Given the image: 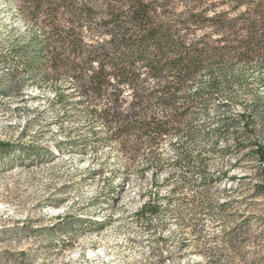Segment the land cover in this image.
Returning <instances> with one entry per match:
<instances>
[{"label": "rangeland", "instance_id": "obj_1", "mask_svg": "<svg viewBox=\"0 0 264 264\" xmlns=\"http://www.w3.org/2000/svg\"><path fill=\"white\" fill-rule=\"evenodd\" d=\"M16 2L0 0V50L28 36ZM2 72L0 143L12 150L0 159V264H264V171L252 150L255 136L264 143V120L246 132L238 117L256 91L264 116L262 67L233 65L228 105L216 106V94L196 119L186 149L202 175L175 163L168 140L165 166L152 174L88 123L72 89L60 106L40 81ZM222 117L237 124L225 129ZM148 199L156 215L140 212Z\"/></svg>", "mask_w": 264, "mask_h": 264}, {"label": "trees", "instance_id": "obj_2", "mask_svg": "<svg viewBox=\"0 0 264 264\" xmlns=\"http://www.w3.org/2000/svg\"><path fill=\"white\" fill-rule=\"evenodd\" d=\"M16 1L15 11L29 33L0 50L3 76L25 74L40 81L60 106L72 89L69 96L84 105L88 123L101 125L108 140L134 152L152 174L165 166L167 140L177 165L204 174V165L192 166L186 149L195 141L196 119L216 94H222L216 106L228 105L232 82L225 75L233 65L256 63L264 69V0ZM1 94H7L5 88ZM262 103L256 91L239 114L246 132L251 123L264 120ZM219 120L225 129L237 124L230 117ZM260 138L254 137L252 150L264 171ZM28 148L26 158H38L39 151ZM2 150L12 147L0 143V159ZM150 205L148 199L140 212Z\"/></svg>", "mask_w": 264, "mask_h": 264}]
</instances>
